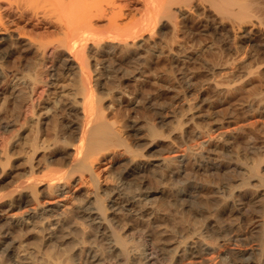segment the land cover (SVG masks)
Listing matches in <instances>:
<instances>
[{
	"label": "bare ground",
	"instance_id": "1",
	"mask_svg": "<svg viewBox=\"0 0 264 264\" xmlns=\"http://www.w3.org/2000/svg\"><path fill=\"white\" fill-rule=\"evenodd\" d=\"M0 264H264V0H0Z\"/></svg>",
	"mask_w": 264,
	"mask_h": 264
},
{
	"label": "rangeland",
	"instance_id": "2",
	"mask_svg": "<svg viewBox=\"0 0 264 264\" xmlns=\"http://www.w3.org/2000/svg\"><path fill=\"white\" fill-rule=\"evenodd\" d=\"M148 88H149V89H148ZM146 89L149 91V90H151V87H150V86H147ZM237 99H239V97H238ZM222 108H225V107L219 106V110H221ZM223 111H224V109L221 110V112H223ZM125 113H126V112H124L123 115H124ZM124 116H125V115H124ZM153 183H154V184H153ZM153 183H151V184H153V185H155V186L150 185V186H151V189H152V190H153V189H154V190H155V189L157 190V188L160 187L158 190L161 191L162 188L164 187L162 184H164V183H166V182L163 181V182L159 183V184H160L159 187H158L159 184H158L157 182H154V181H153ZM157 184H158V185H157ZM156 185H157V186H156ZM151 204H152V205H153V204H154V205L159 204L158 207L161 205V203L158 202V200H157L156 202H154V203L152 202ZM154 205H153V206H154ZM156 207H157V206H156ZM71 217H72V216H71ZM71 217H70V216L68 217V218H70L68 221H69L70 223H72L73 225L70 226V223H69V222H68V225H66V226H69V228H70V227L72 228V227L74 226L73 221H74L75 219L73 220V218L71 219ZM169 218H170V217H169ZM70 220H71V221H70ZM172 220H175V219H172ZM178 220H180V219H178ZM178 220H175V221H177V223H178ZM74 222H75V221H74ZM179 222H180V223H178L177 228H176L177 231H176V229H175V230H170V231H173L172 233H174V234H169L170 231L167 232V234H168V236H169V237H167V235L165 236L167 241H171V242H173V240L176 239V237H174V236H177V235H175L176 233L179 234L180 232H183V233H184V232L186 231V230H184V229H186V225H185V223L181 224L182 221H179ZM124 224H125V223H124ZM124 224H123V225H124ZM181 225H182V229H181ZM184 227H185V228H184ZM69 228H67V229H69ZM183 228H184V229H183ZM72 229H73V228H72ZM178 230H180V231H178ZM182 230H184V231H182ZM69 231H70V232H69ZM69 231H68L69 233L67 232V230H66V231H63V230H62V232L60 231V234H63L64 239L66 238L65 235L68 234L67 237H70L71 233L74 234V235L72 234L73 236H71L70 238H67L65 241H64V239L62 238L63 236H62V235H59V233H57V236H59L58 238H60V240H58L57 243H56V240H52V242L54 243V245L57 244V245H56V248L58 247L57 250L62 246V247H61L62 250H61V249L58 250V251L56 250L58 253L60 252V253H59L60 255L63 254V255H61V258H62V259H64V257L67 256V255L73 256V259H76L77 257H74V256H75V251H76V250H75L76 248H75L74 246L77 247L78 244L81 245L80 240H79L78 237H77V234H76V236H75V232H73V230H72V231L69 230ZM134 231H135V229H134V230H130L129 232L133 234ZM174 231H176V232H174ZM32 232H33V233H31V231H29V233L26 235V237H27L28 239L26 240L25 244H26V243L29 244L30 241L32 242V241L34 240L35 236L37 235V234L35 233V231H32ZM63 232H64V233H63ZM66 232H67V233H66ZM30 233H31V234H30ZM170 233H171V232H170ZM32 234H33V235H32ZM69 234H70V235H69ZM170 235H172L171 238H170ZM57 236H56V237H57ZM36 237H37V236H36ZM56 237H54V239H55ZM75 237H77V238H75ZM58 238H56V239H58ZM61 238L63 239V243H62V239H61ZM73 238H74L75 241H72ZM167 238H168V239H167ZM169 238H170V239H169ZM71 239H72V240H71ZM76 240H77V241H76ZM71 242H72V243H71ZM78 242H79V243H78ZM60 243H61V244H60ZM70 243H71V244H70ZM74 243H75V244H74ZM77 243H78V244H77ZM58 244H59V245H58ZM64 244H65V245H64ZM66 244H67V245H66ZM80 245H79V247H80ZM59 246H60V247H59ZM63 246H64V247L66 246L67 248H66V249L64 248V250H63ZM70 246H71L72 248H71ZM30 247H31V246H30ZM79 247H78V248H79ZM68 248H69V249H68ZM78 248H77V249H78ZM71 250H72L73 253L71 252ZM61 251H62V252L64 251V253H61ZM65 251H66V252H65ZM67 251H68V252H67ZM69 251H70V252H69ZM66 253H67V255H66ZM68 253H69V254H68ZM71 254H72V255H71ZM70 256H68V257H70Z\"/></svg>",
	"mask_w": 264,
	"mask_h": 264
}]
</instances>
